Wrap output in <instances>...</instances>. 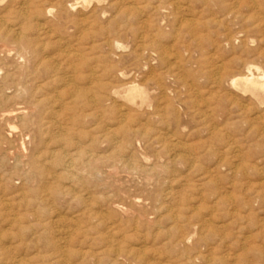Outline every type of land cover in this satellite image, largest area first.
<instances>
[{
  "label": "rangeland",
  "instance_id": "1",
  "mask_svg": "<svg viewBox=\"0 0 264 264\" xmlns=\"http://www.w3.org/2000/svg\"><path fill=\"white\" fill-rule=\"evenodd\" d=\"M23 1L0 0V264H264V105L216 81L264 74V0Z\"/></svg>",
  "mask_w": 264,
  "mask_h": 264
},
{
  "label": "bare ground",
  "instance_id": "2",
  "mask_svg": "<svg viewBox=\"0 0 264 264\" xmlns=\"http://www.w3.org/2000/svg\"><path fill=\"white\" fill-rule=\"evenodd\" d=\"M20 1V0H19ZM25 1V0H24ZM23 1V2H24ZM69 1V0H68ZM103 1V0H102ZM162 1V0H161ZM165 1V0H164ZM164 1H162V2H164ZM167 1V0H166ZM161 2V3H162ZM172 2V1H171ZM170 2V3H171ZM179 2V1H178ZM202 2V1H201ZM20 3V2H19ZM29 3H33V2H31V0H30V2ZM167 3V2H166ZM67 4V3H66ZM204 4V3H203ZM161 5V4H160ZM159 5V6H160ZM163 5V4H162ZM169 5V4H168ZM173 5V4H172ZM176 5V4H175ZM179 5V4H178ZM181 5V4H180ZM21 6V5H20ZM33 6V5H32ZM42 6V5H41ZM165 5H163V7H164ZM171 6V5H170ZM26 7V6H25ZM24 7V8H25ZM60 7V6H59ZM66 7V6H65ZM161 7V6H160ZM159 7V8H160ZM175 7V6H174ZM173 7V8H174ZM178 7V6H177ZM24 8H22V9H24ZM36 8V7H35ZM69 8V7H68ZM68 8H66V9H68ZM165 8V7H164ZM171 8V7H170ZM176 8V7H175ZM174 8V9H175ZM230 8V7H229ZM167 9V8H166ZM165 9V10H166ZM181 9V8H180ZM18 10H19V8H18ZM26 9H24V11H25ZM48 10V9H47ZM160 10H161V8H160ZM162 10H163V8H162ZM183 10H184V8H183ZM188 10V9H187ZM22 11V10H21ZM23 11V12H24ZM29 11V10H28ZM35 11H37V13H39L38 12V10L36 9ZM45 11V10H44ZM50 11V10H49ZM96 11V10H95ZM171 11V10H170ZM174 11V10H173ZM172 11V13H174ZM177 11H178V9H177ZM229 11V10H228ZM30 12V11H29ZM33 12V11H32ZM122 12H124V10H122ZM121 12V13H122ZM165 12H167V10L165 11ZM188 12V11H187ZM230 12H232L233 13V11L231 10ZM15 13H18V12H15ZM45 13V12H44ZM120 13V14H121ZM126 13H127V11H126ZM175 13H177V12H175ZM41 14V13H40ZM46 14V13H45ZM44 14V15H45ZM124 14V13H123ZM228 14H230V13H228ZM234 14V13H233ZM232 14V15H233ZM25 15V14H24ZM32 15V14H31ZM43 15V14H42ZM175 15V14H174ZM23 16V15H22ZM38 16H39V14H38ZM177 16V15H176ZM230 16V15H229ZM24 17V16H23ZM28 17V16H27ZM34 17V16H33ZM173 17L174 16H172V20H173ZM19 18V17H18ZM174 18H177V17H174ZM229 18V17H228ZM86 19V18H85ZM186 19V18H185ZM28 20H29V18H28ZM84 20V19H83ZM177 20V19H176ZM175 20V22H177ZM25 21V20H24ZM190 22V21H189ZM21 23V22H20ZM83 23V22H82ZM85 23V22H84ZM83 23V24H84ZM87 23V22H86ZM88 23H89V21H88ZM28 24V23H27ZM81 24V23H80ZM82 24V25H83ZM1 25H3V23L1 24ZM15 26V25H14ZM80 26V25H79ZM91 26H92V24H91ZM4 27V26H3ZM28 27H29V25H28ZM28 27H26L27 29H28ZM30 27H31V24H30ZM33 27V26H32ZM36 27V26H35ZM38 27H40L39 25H38ZM37 27V28H38ZM88 27V26H87ZM5 28V27H4ZM32 28H30V30H31ZM86 29V28H85ZM88 29V28H87ZM14 30V29H13ZM21 30V29H20ZM23 30V29H22ZM25 30V29H24ZM43 32V31H42ZM86 32V31H85ZM7 33H8V31H5L4 29H2L1 27H0V36H5V35H7ZM36 33V32H35ZM46 32H44L43 34H45ZM23 34V33H22ZM22 34H20L21 35V37H22ZM41 34V33H40ZM24 35V34H23ZM47 35V34H46ZM13 36V35H12ZM20 37V38H21ZM36 37V36H35ZM39 37V36H38ZM37 37V38H38ZM46 37V36H45ZM44 37V38H45ZM16 38V37H15ZM25 38V37H24ZM43 38V39H44ZM0 39H2V37L0 38ZM41 39V38H40ZM4 40H5V38H4ZM9 40V39H8ZM14 41H16L15 39H13ZM19 40V39H18ZM21 40V39H20ZM3 41V40H2ZM11 41V40H10ZM27 42H29V41H26V43ZM12 43H14V42H12ZM18 43V42H17ZM238 43V42H237ZM3 44V43H2ZM19 44V43H18ZM18 44H16V45H18ZM36 44V43H35ZM20 45V44H19ZM22 45V44H21ZM27 45V44H26ZM37 45H39V44H37ZM56 45V44H55ZM75 45V44H74ZM77 45V44H76ZM7 46V45H6ZM10 46H12V45H10ZM58 46V45H57ZM27 47V46H26ZM37 47V46H36ZM40 47V46H39ZM55 48H56V46H54ZM72 47H73V45H72ZM19 48V47H18ZM60 48V47H59ZM62 48V47H61ZM68 48V47H67ZM80 48V47H79ZM12 49V48H11ZM23 49H24V46H23ZM57 49V48H56ZM69 49H71V48H69ZM77 49V48H76ZM65 50V49H64ZM80 49H77V51H79ZM19 51V50H18ZM73 52H74V49L72 50ZM71 51V52H72ZM76 51V50H75ZM64 52V51H63ZM145 52V51H144ZM149 52V51H148ZM19 53H21V51L19 52ZM28 53V52H27ZM58 53V52H57ZM60 53V52H59ZM75 53H77V52H75ZM78 53H80V51L78 52ZM7 54H8V52H7ZM18 54V53H17ZM30 55V54H29ZM9 56V55H8ZM18 56V55H17ZM59 56V55H58ZM77 56V55H76ZM177 56V55H176ZM65 59L66 58H68V59H72V57H75L74 55H70L69 53H65V56H63ZM51 58H54V57H51ZM57 58H59V57H57ZM79 58V57H78ZM80 58H82L81 56H80ZM47 59H48V57H47ZM61 59V58H60ZM64 59V60H65ZM50 60V59H49ZM54 60H55V58H54ZM54 60H52V61H54ZM74 60V59H73ZM76 60V59H75ZM13 61V60H12ZM51 61V62H52ZM56 61V60H55ZM60 61V60H59ZM24 62V61H23ZM65 62V61H64ZM67 62V61H66ZM71 62V61H70ZM42 63V62H41ZM47 63V62H46ZM50 63V62H49ZM53 63V62H52ZM83 63V62H82ZM84 63H86L85 61H84ZM43 64V63H42ZM62 64H64V63H62ZM69 63L67 62V65H68ZM79 63H77L76 65H78ZM171 64V63H170ZM45 65V64H44ZM54 65V64H53ZM57 65V64H56ZM56 65H54V66H56ZM60 65V64H59ZM70 65H72V64H70ZM69 65V66H70ZM63 66V65H62ZM80 66V65H79ZM220 66V65H219ZM23 67V66H22ZM51 67V66H50ZM61 67V66H60ZM59 67V68H60ZM74 67V66H73ZM77 67V66H76ZM76 67H74L75 69H78V68H76ZM216 67V66H215ZM245 67V68H244ZM243 68L245 69V72L243 73V74H240V73H238V74H236V75H232V74H230V72H229V74H223V75H221L220 76V74L219 75H217L216 76V81L218 80V81H220V80H222L223 82H224V84L226 83L227 84V86H228V88H230V89H234V90H237V91H239V92H241V93H243V94H249V96H251L256 102H258L259 104H263L264 105V74L262 73V72H260L259 71V69L257 68V67H255V66H252V65H245ZM40 68V67H39ZM42 68V67H41ZM45 68H47V67H45ZM59 68H57V67H53V69L51 68V70H53V72H54V77H55V75H56V73H55V71H58V69ZM85 68H86V66H85ZM87 68H88V66H87ZM96 68V67H95ZM242 68V69H243ZM43 69H44V67H43ZM68 69V68H67ZM72 68H69L68 70H71ZM92 69V68H91ZM90 69V70H91ZM45 70H47V69H45ZM44 70V71H45ZM64 70V69H63ZM84 70V69H83ZM89 70V71H90ZM93 70V69H92ZM96 70V69H95ZM48 71V70H47ZM46 71V72H47ZM74 71H76V70H73V72ZM45 72V73H46ZM48 72H50V71H48ZM68 72V71H67ZM72 72V73H73ZM223 72V71H222ZM21 73V72H20ZM40 73V72H39ZM92 73V72H91ZM90 73V74H91ZM49 74V73H48ZM61 74V73H60ZM69 74V73H68ZM67 74V75H68ZM74 74H75V72H74ZM80 74V73H79ZM82 74V73H81ZM217 74V73H216ZM235 74V73H234ZM5 75V74H4ZM8 76H9V74H7ZM7 75L5 76L7 79H8V77H7ZM45 75V74H44ZM50 75V74H49ZM40 76V75H39ZM69 76V75H68ZM71 76V75H70ZM93 76V75H92ZM92 76L91 75H89L88 77H87V81L88 82H90V81H92ZM165 76V75H164ZM1 77V76H0ZM38 77V76H37ZM52 77H53V74H52ZM76 77V76H75ZM86 77V76H85ZM90 77H91V79H90ZM56 78V77H55ZM64 78H66V77H64ZM77 78V77H76ZM97 78V77H96ZM95 78V79H96ZM1 79V78H0ZM3 79V78H2ZM28 79V78H27ZM26 79V80H27ZM44 79H45V77H44ZM43 79V80H44ZM57 79V78H56ZM62 79H63V77H62ZM61 79V80H62ZM99 79V78H98ZM97 79V80H98ZM11 80V79H10ZM9 80V81H10ZM50 80H52V79H50ZM67 80V81H66ZM66 80H65V82L66 83H68V82H70V79L68 78H66ZM215 80V79H214ZM14 81V80H13ZM40 81V80H39ZM49 81V80H48ZM1 82V81H0ZM57 82H59L58 80H57ZM72 82V81H71ZM74 82V81H73ZM95 82V81H94ZM101 82V81H100ZM34 83V82H33ZM40 83V82H39ZM92 83V82H91ZM213 83H215L214 81H213ZM2 84H4V83H2ZM94 84H97L96 82L94 83ZM98 84H101V83H98ZM221 84V83H220ZM223 84V85H224ZM225 84V85H226ZM5 85V84H4ZM45 85V84H44ZM53 85H54V83H53ZM61 85V84H60ZM69 84H67V86H68ZM75 85V84H74ZM74 85H73V87H74ZM130 85V84H129ZM222 85V86H223ZM20 86H21V84H20ZM19 86V87H20ZM39 86V85H38ZM66 86V87H67ZM70 86H72V85H69V88H70ZM89 86V85H88ZM94 86H96V85H94ZM109 86V85H108ZM137 86V85H136ZM44 87V86H43ZM42 87V88H43ZM103 87V86H102ZM101 87V88H102ZM107 87V86H106ZM105 87V88H106ZM125 87V86H124ZM155 87V86H154ZM36 88V87H35ZM40 88V87H39ZM75 88H77L78 89V86H75ZM104 88V89H105ZM109 88V87H108ZM111 88V87H110ZM122 88V87H121ZM181 88V87H180ZM2 89V88H1ZM44 89V88H43ZM63 89V88H62ZM61 89V91H63ZM79 89H80V87H79ZM78 89V90H79ZM97 89V88H96ZM112 89V88H111ZM17 90V89H16ZM66 90L68 91L69 89L68 88H66ZM66 90H64V91H66ZM84 90H86L85 88H84ZM95 90V89H94ZM97 90H99V89H97ZM96 90V91H97ZM102 90V89H101ZM113 90V89H112ZM111 90V91H112ZM44 91V90H43ZM66 91V92H67ZM82 91V90H81ZM90 91V90H89ZM92 91H93V89H92ZM91 91V92H92ZM96 91H94V92H96ZM109 91V90H108ZM19 92V91H18ZM76 92V91H75ZM106 93H108L107 91H105ZM127 95H128V97H129V99H132L133 97H138L139 96V89H137L133 84L132 85H130L129 87H128V89H127ZM236 92V91H235ZM17 93V92H16ZM61 93V92H60ZM33 94V93H32ZM31 94V95H32ZM35 94H36V90H35ZM34 94V95H35ZM43 94V93H42ZM67 94H69V93H67ZM75 94V93H74ZM82 94H84V92L82 93ZM88 95L89 94H91V93H87ZM92 94H93V92H92ZM97 94V93H96ZM1 95V94H0ZM3 95H5V94H3ZM11 95H15V94H11ZM61 95V94H60ZM104 95H106V94H104ZM6 96V95H5ZM30 96V95H29ZM33 96V95H32ZM81 96H83V95H81ZM85 96V95H84ZM100 96L102 97V94H100ZM36 97H38V96H36ZM40 97V96H39ZM52 97V96H51ZM100 97V98H101ZM142 97V96H141ZM6 98H7V96H6ZM10 98V97H9ZM14 98V97H13ZM16 98V97H15ZM22 98V97H21ZM57 98V97H56ZM82 98V97H81ZM92 98V97H91ZM100 98H99V100H100ZM3 99V98H2ZM17 99H18V97H17ZM29 99V98H28ZM31 99H34V97L33 98H31ZM37 99V98H36ZM50 99V98H49ZM67 99V98H66ZM97 99V98H96ZM12 100H15V99H12ZM19 100V99H18ZM35 100V99H34ZM39 100V99H38ZM38 100L36 101V102H38ZM44 100V99H43ZM69 100V99H68ZM94 100V99H93ZM2 101V100H1ZM1 101H0V103H1ZM11 101V100H10ZM33 101V100H32ZM40 101V100H39ZM42 101V100H41ZM53 101V100H52ZM63 101H65V99L63 100ZM75 101H77V100H75ZM86 101V100H85ZM84 101V102H85ZM92 101V100H91ZM35 102V101H34ZM60 102V101H59ZM96 102V101H95ZM98 102V101H97ZM204 102V101H203ZM11 103V102H10ZM49 103V102H48ZM53 103H56V102H53ZM64 103V102H63ZM75 103V102H74ZM88 103V102H87ZM86 103V104H87ZM100 102H98L97 104H99ZM17 104V103H16ZM35 104V103H34ZM44 104V103H43ZM65 104H66V102H65ZM76 104V103H75ZM78 104H80V103H78ZM82 104V103H81ZM84 104V103H83ZM92 104V103H91ZM48 105V104H47ZM60 105H62V104H60ZM71 105V104H70ZM93 105H95V104H93ZM101 105V104H100ZM29 106V105H28ZM27 106V107H28ZM41 106H42V104H41ZM44 106V105H43ZM42 106V107H43ZM69 106V105H68ZM83 106V105H82ZM86 106V105H85ZM91 106V105H90ZM261 106V105H260ZM3 108H4V106H2ZM31 107V106H30ZM29 107V108H30ZM34 107V106H33ZM46 107V106H45ZM61 107H63V106H61ZM66 107V106H65ZM65 107H64V109H65ZM73 107H74V105H73ZM76 107H78L79 108V106H76ZM81 107V106H80ZM9 108V107H8ZM54 108V107H53ZM59 108V107H58ZM69 108H71V106L69 107ZM68 108V109H69ZM93 108H95V107H93ZM119 108V107H118ZM121 108H122V106H121ZM245 108V107H244ZM12 109V108H11ZM81 109V108H80ZM84 109V108H83ZM44 110V109H43ZM46 110V109H45ZM51 109H49V111H50ZM56 110H57V108H56ZM72 110H73V108H72ZM85 110V109H84ZM86 110H88V109H86ZM97 110V109H96ZM25 111V110H24ZM63 111V110H62ZM61 111V112H62ZM75 111V110H74ZM116 111V110H115ZM114 111V112H115ZM14 112V111H13ZM43 112V111H42ZM51 113H52V111H50ZM61 112H60V116H61ZM68 112V111H67ZM119 112V111H118ZM23 113H25V112H23ZM46 113V112H45ZM69 114V113H66V112H63V114ZM73 113V112H72ZM91 113H93L92 111H91ZM90 113V114H91ZM95 113H97V112H95ZM117 113V112H116ZM17 114H19L18 112H17ZM16 114V115H17ZM48 114V113H47ZM55 114V113H54ZM58 114V112L56 113V115ZM94 114V113H93ZM121 114H123V113H121ZM39 115V114H38ZM71 115V114H70ZM92 115V114H91ZM124 115V114H123ZM22 116V115H21ZM46 117H47V115H45ZM53 116V115H52ZM3 117V116H2ZM5 117H7V116H5ZM19 117V116H18ZM29 117V116H28ZM41 118H42V116H40ZM46 117H44V118H46ZM55 117V116H54ZM58 117V116H57ZM62 117H64L65 118V115L64 116H62ZM22 118V117H21ZM48 118H49V115H48ZM60 118V117H59ZM68 118V117H67ZM95 118V117H94ZM117 118V117H116ZM23 119H25V117L23 118ZM37 119V118H36ZM39 119V118H38ZM88 119V118H87ZM119 119V118H118ZM4 120H7V119H4ZM17 120H19L20 121V119H17ZM28 120V119H27ZM43 120V119H42ZM122 120V119H121ZM120 120V121H121ZM38 121V120H37ZM44 121V120H43ZM46 121H49V120H47L46 119ZM53 121V120H52ZM58 121H59V119H58ZM58 121H56V122H58ZM68 121H70L69 119H68ZM7 122V121H6ZM6 122H5V124H6ZM10 122V121H9ZM25 122H27V121H25ZM29 122V121H28ZM39 122V121H38ZM54 122V121H53ZM121 122H123V121H121ZM14 123V122H13ZM20 123H21V121H20ZM49 123H50V121H49ZM58 123H62V122H58ZM66 123V122H65ZM67 123H69V122H67ZM3 124V123H2ZM25 124V123H24ZM29 124H30V122H29ZM37 124V123H36ZM36 124H34V126L36 125ZM41 124V123H40ZM43 124H45V123H43ZM70 124H71V122H70ZM121 124V123H120ZM27 125V124H26ZM52 125V124H51ZM58 125V124H57ZM9 126V125H8ZM29 126V125H28ZM33 126V125H32ZM43 126V125H42ZM54 126V125H53ZM121 126V125H120ZM23 127H25V126H23ZM37 127H38V125H37ZM47 127V126H46ZM57 127V126H56ZM58 127H60V126H58ZM26 128V127H25ZM50 128V127H49ZM63 128V127H62ZM61 128V129H62ZM71 128V127H70ZM69 128V129H70ZM32 129H34V127L32 128ZM47 129V128H46ZM51 129H52V127H51ZM55 129V131H56V129L57 128H54ZM54 129H52V130H54ZM60 129V132H62V130ZM65 129V128H64ZM110 129V128H109ZM12 130V129H11ZM72 130V129H71ZM42 131H43V129H42ZM59 131V130H58ZM106 131V130H105ZM110 131V130H109ZM112 131H114V130H112ZM124 132H126L125 130H123ZM36 132H37V130H36ZM44 132V131H43ZM43 132H41V134L43 133ZM46 132H49V130L48 131H46ZM52 132V131H51ZM59 132V133H60ZM32 133V132H31ZM58 133V134H59ZM38 134H40V133H38ZM45 134V133H44ZM106 134H107V132H106ZM123 135H124V133H122ZM20 135V134H19ZM47 135V134H46ZM53 135V134H52ZM56 135V134H55ZM61 135V134H60ZM63 135V134H62ZM61 135V136H62ZM69 135V134H68ZM111 135V134H110ZM109 135V136H110ZM113 135V134H112ZM125 135H127V134H125ZM33 136V135H32ZM40 136V135H39ZM49 136H50V134H49ZM48 136V137H49ZM60 136V137H61ZM114 136V135H113ZM59 137V138H60ZM64 137V136H63ZM99 137H101V136H99ZM39 138H41V137H39ZM53 138V137H52ZM57 138V136L55 137V139ZM107 138V135H105V139ZM62 139V138H61ZM104 139V138H103ZM142 139V138H141ZM1 140V139H0ZM34 140V139H33ZM40 140V139H39ZM69 140V139H68ZM42 141V143H43V140H40L38 143H40ZM51 141H53L52 139H51ZM55 141V140H54ZM66 142V144H68L67 142H69V141H67V139L65 140ZM101 141H102V139H101ZM110 141V140H109ZM20 142V141H19ZM50 141H48V143H49ZM119 142V141H118ZM78 143V142H77ZM106 143V142H105ZM2 144V143H1ZM3 145V144H2ZM27 145V144H26ZM41 145H43V144H41ZM80 145V144H79ZM38 146V145H37ZM74 148V147H73ZM42 149V148H41ZM62 149H64V148H62ZM36 150H37V148H36ZM151 150V149H150ZM33 151V150H32ZM58 151V150H57ZM47 152V151H46ZM53 152H55L54 150H53ZM53 152H51V153H53ZM60 152V151H59ZM59 152H57V153H59ZM9 153V152H8ZM24 153V152H23ZM32 153V152H31ZM30 153V154H31ZM35 153V152H34ZM43 152H40V154L39 155H41ZM45 153V152H44ZM48 154H49V152H47ZM84 153V152H83ZM34 155V154H33ZM45 155V157H46V154H44ZM55 155V154H54ZM64 155V154H63ZM66 155V154H65ZM79 155V154H78ZM77 155V156H78ZM86 155V154H85ZM85 155H84V157H85ZM8 156V155H7ZM12 156V155H11ZM30 156V155H29ZM42 157H43V155H41ZM48 156H51V155H48ZM47 156V158H49ZM82 156V155H81ZM185 156V155H184ZM18 157V156H17ZM27 157V156H26ZM31 157V156H30ZM53 157V156H52ZM83 157V156H82ZM88 157H89V155L87 156V159H88ZM25 158V157H24ZM27 158H29V157H27ZM35 158H37L36 156H35ZM39 158V157H38ZM45 159V158H44ZM54 159V158H53ZM52 159V160H53ZM67 159V158H66ZM65 158H63V157H60V156H58L57 157V162L58 163H56V164H60V167H61V170H62V172L64 171V172H70L71 171V169L73 168V165L71 164V160L69 161V160H66ZM83 159V158H82ZM85 159V158H84ZM33 160H35V159H33ZM32 160V161H33ZM46 160V159H45ZM48 160V159H47ZM51 160V161H52ZM88 160H90V157H89V159ZM36 161V160H35ZM96 161V160H95ZM29 162V161H28ZM40 162V161H39ZM39 162H38V164H39ZM47 162V161H46ZM88 162V161H87ZM90 162V161H89ZM114 162V161H113ZM123 162V161H122ZM33 163H35V162H32V164ZM37 163V162H36ZM126 163V162H125ZM18 164V163H17ZM45 164H47V163H45ZM56 164H54V165H56ZM117 164V163H116ZM28 165V164H27ZM49 165V164H48ZM51 165H52V163H51ZM53 165V166H54ZM26 166V165H25ZM36 166V165H35ZM39 166V165H38ZM182 166V165H181ZM37 167V166H36ZM44 167V166H43ZM57 167V166H56ZM183 167V166H182ZM30 168H31V163H30ZM35 168V167H34ZM37 168H39V167H37ZM32 169V168H31ZM30 169V170H31ZM41 169H42V166H41ZM55 169V168H54ZM58 169V168H57ZM162 169V168H161ZM40 170V169H39ZM34 171H35V169H34ZM139 171V170H138ZM29 172V171H28ZM31 172V171H30ZM33 172V171H32ZM36 173H38L36 176H38V175H40V174H42L41 172H36ZM40 173V174H39ZM17 174V173H16ZM43 174H45V173H43ZM42 174V175H43ZM50 174V173H49ZM48 174V175H49ZM131 174V173H130ZM32 175H34L33 173H32ZM13 176V175H12ZM44 176H46V175H44ZM77 177V176H76ZM47 178V177H46ZM49 178H50V176H49ZM52 178V177H51ZM75 178V177H74ZM78 178V177H77ZM34 179V178H33ZM38 179H39V177H38ZM53 179V178H52ZM57 179V178H56ZM9 180H11V179H9ZM42 180V179H41ZM48 180V179H47ZM49 181H50V179H49ZM10 182V181H9ZM39 182V181H38ZM163 184V183H162ZM10 187V186H9ZM107 187V186H106ZM132 187V186H131ZM62 199V198H61ZM5 205V204H4ZM21 214V213H20ZM104 215V214H103ZM183 239V238H182ZM64 240V239H63ZM179 241V240H178ZM183 243V242H182ZM180 244V243H179ZM102 251V250H101ZM192 253V252H191ZM200 258V257H199ZM201 259V258H200ZM205 259V258H204ZM204 259H201V260H203L204 261ZM192 260V259H191ZM190 260V261H191ZM206 260H208V259H206ZM195 261V260H194ZM199 261V260H198ZM203 261H201V262H203ZM210 261H212V260H210ZM206 262V261H205ZM204 262V263H205ZM214 262V264H215V261H213ZM223 262V261H222ZM221 262V263H222ZM234 262V261H233ZM239 262V261H238ZM237 262V263H238ZM244 262V261H243ZM18 263V262H17ZM192 263V262H191ZM208 263V262H207ZM220 263V264H221ZM226 263V262H225ZM224 263V264H225ZM230 263V262H229ZM228 263V264H229ZM236 263V264H237ZM241 263V262H240ZM246 263V262H245ZM206 264V263H205ZM227 264V263H226ZM230 264H232V263H230ZM247 264V263H246ZM249 264V263H248ZM252 264V263H251ZM255 264V263H254Z\"/></svg>",
  "mask_w": 264,
  "mask_h": 264
}]
</instances>
